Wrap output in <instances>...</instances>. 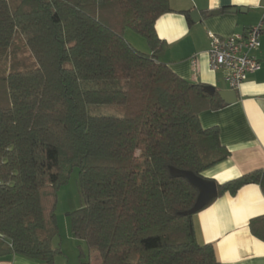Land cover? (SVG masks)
Segmentation results:
<instances>
[{
    "label": "trees",
    "instance_id": "obj_1",
    "mask_svg": "<svg viewBox=\"0 0 264 264\" xmlns=\"http://www.w3.org/2000/svg\"><path fill=\"white\" fill-rule=\"evenodd\" d=\"M169 12L168 0H0V258L62 255L58 193L77 169L84 206L71 230L100 264H219L184 215L197 189L170 167L203 176L229 158L219 128L200 122L227 104L159 62L155 25ZM249 184L264 192V170L218 185V197ZM250 230L264 241V216Z\"/></svg>",
    "mask_w": 264,
    "mask_h": 264
},
{
    "label": "crops",
    "instance_id": "obj_2",
    "mask_svg": "<svg viewBox=\"0 0 264 264\" xmlns=\"http://www.w3.org/2000/svg\"><path fill=\"white\" fill-rule=\"evenodd\" d=\"M168 1L171 12L155 25L163 42L159 62L191 84L230 90L227 73L210 69L209 34L227 38L246 33L264 20V0ZM232 9L237 12L229 13ZM257 57L261 70L248 76L237 92V102L200 114L204 128H219L221 144L229 152L225 162L203 173L218 185L264 170V32ZM223 83L227 87L220 89ZM261 216L264 192L260 185H246L236 195L226 193L193 216L197 242L212 245L219 264H264V241L250 230L251 220ZM0 264L48 263L12 254L0 258Z\"/></svg>",
    "mask_w": 264,
    "mask_h": 264
},
{
    "label": "rangeland",
    "instance_id": "obj_3",
    "mask_svg": "<svg viewBox=\"0 0 264 264\" xmlns=\"http://www.w3.org/2000/svg\"><path fill=\"white\" fill-rule=\"evenodd\" d=\"M126 41L135 50L148 54L150 53V48L141 35L133 32L126 31L125 33ZM19 45V57L28 58V55H24L22 48V43L19 39L16 41ZM227 85L223 83L220 85L221 88H226ZM91 115H103V116H115L120 117L123 115L122 111L116 106H99L91 107L89 109ZM84 206L83 198L79 187V171L76 169L71 174V177L66 185L61 187L58 193V202L56 207V215L59 225V234L53 241V246L60 248L62 255L57 259V264H100V257L98 253L91 252L87 245L78 240L71 230V217L70 214L79 210ZM83 254V255H82Z\"/></svg>",
    "mask_w": 264,
    "mask_h": 264
},
{
    "label": "built area",
    "instance_id": "obj_4",
    "mask_svg": "<svg viewBox=\"0 0 264 264\" xmlns=\"http://www.w3.org/2000/svg\"><path fill=\"white\" fill-rule=\"evenodd\" d=\"M264 20L251 27L246 33L231 37L209 34V66L214 72L227 73L226 82L230 90L238 92L248 76L261 70L257 52L261 47ZM196 67V61H193ZM0 238L4 236L0 234Z\"/></svg>",
    "mask_w": 264,
    "mask_h": 264
},
{
    "label": "water",
    "instance_id": "obj_5",
    "mask_svg": "<svg viewBox=\"0 0 264 264\" xmlns=\"http://www.w3.org/2000/svg\"><path fill=\"white\" fill-rule=\"evenodd\" d=\"M228 12L236 13L237 10L232 9ZM214 14H219V11H216ZM204 88L205 91L211 96L215 95V93L217 92L220 98L227 105H232L238 100V95L236 91H217L216 88L213 86H205ZM170 173L173 177L185 178L198 191L194 206L188 212H185L184 215H195L218 197V184L214 180L207 179L203 176H197L191 171L181 170L175 167H170Z\"/></svg>",
    "mask_w": 264,
    "mask_h": 264
}]
</instances>
